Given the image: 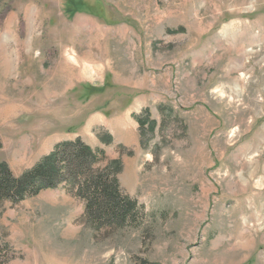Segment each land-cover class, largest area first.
Wrapping results in <instances>:
<instances>
[{
  "label": "rangeland",
  "instance_id": "1",
  "mask_svg": "<svg viewBox=\"0 0 264 264\" xmlns=\"http://www.w3.org/2000/svg\"><path fill=\"white\" fill-rule=\"evenodd\" d=\"M76 139L147 217L8 202L0 264H264V0H0V164Z\"/></svg>",
  "mask_w": 264,
  "mask_h": 264
},
{
  "label": "trees",
  "instance_id": "2",
  "mask_svg": "<svg viewBox=\"0 0 264 264\" xmlns=\"http://www.w3.org/2000/svg\"><path fill=\"white\" fill-rule=\"evenodd\" d=\"M103 162V152L76 139L58 143L40 163L20 176L0 164V207L65 186L68 194L84 203L83 218L97 230L136 227L147 217L144 208L123 194L115 177V163Z\"/></svg>",
  "mask_w": 264,
  "mask_h": 264
}]
</instances>
